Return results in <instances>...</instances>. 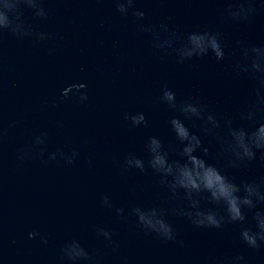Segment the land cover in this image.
<instances>
[{"label": "water", "instance_id": "95a60500", "mask_svg": "<svg viewBox=\"0 0 264 264\" xmlns=\"http://www.w3.org/2000/svg\"><path fill=\"white\" fill-rule=\"evenodd\" d=\"M251 6L245 18L236 0H0V264H264V241L241 238L264 203L233 223L194 196L224 217L197 227L147 149L155 137L180 160L178 118L202 141L195 155L264 195V149L252 160L223 150L229 128L264 124V0ZM193 33L215 35L223 58L182 57ZM136 208L162 212L174 239L145 229Z\"/></svg>", "mask_w": 264, "mask_h": 264}, {"label": "clouds", "instance_id": "9594fccd", "mask_svg": "<svg viewBox=\"0 0 264 264\" xmlns=\"http://www.w3.org/2000/svg\"><path fill=\"white\" fill-rule=\"evenodd\" d=\"M236 2L238 10L233 15L240 14L246 18L248 13L255 11L251 6L255 0H246L248 4L247 8L244 7L245 0H236ZM189 44L191 47L188 48L182 57L205 55L211 49L218 60L223 58V50L215 35L193 33L189 36ZM253 52L257 53V58L253 59L252 68L255 71H260V49L254 48ZM64 94L67 95L65 90ZM84 98L86 99V97ZM162 99L172 108L177 107L175 104V94L170 90H164ZM253 107H256V105H253ZM179 111L186 118L197 117L203 119L201 109L194 104L182 103ZM132 120L134 123L139 124L144 122V116H134ZM207 122L218 126L211 115L207 116ZM170 124L177 139L184 145L179 154L181 159L170 162L168 153L164 151L161 141L153 137L150 138L147 145V149L151 155L149 166L162 177H171V183L169 184L171 191H184L190 201L191 208L195 209V211L187 212L186 215L192 219V222L197 227L220 228L224 217L218 218L217 212L212 209L201 211L198 207L200 201L193 199L194 196L207 199L209 202L217 205H222L229 222L243 223L246 216L242 209L247 208L251 211L256 208L257 204L264 203V195L260 192V185L254 182H246L242 185L236 184L224 175L216 165L210 164L201 156L195 155L197 149L201 148L202 141L197 135L190 132L182 120L173 118ZM228 136L231 139L226 141L223 150L225 153H231L237 158L252 160L255 158L253 149H264V124L255 126L254 130H246L242 127L229 128ZM208 151L207 148H203L205 155L208 154ZM128 163L134 164L136 168L141 170L144 169V162L141 159H132ZM241 189H243V195H241ZM134 212L138 216L139 223L145 229L156 233L166 240L174 239L172 225L162 218V212L158 215L157 210L154 208L148 210L136 208ZM251 219L255 222L256 230L253 231L252 228L243 229L241 231V238L250 247L258 248V241H264V216H261L260 212H255ZM237 259H240V257Z\"/></svg>", "mask_w": 264, "mask_h": 264}]
</instances>
